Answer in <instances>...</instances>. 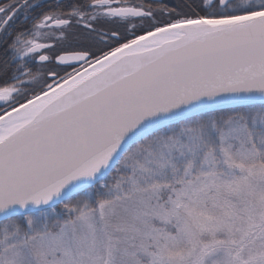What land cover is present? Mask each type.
I'll return each mask as SVG.
<instances>
[{
  "label": "snow or ice",
  "instance_id": "snow-or-ice-1",
  "mask_svg": "<svg viewBox=\"0 0 264 264\" xmlns=\"http://www.w3.org/2000/svg\"><path fill=\"white\" fill-rule=\"evenodd\" d=\"M0 264H264V0H0Z\"/></svg>",
  "mask_w": 264,
  "mask_h": 264
}]
</instances>
